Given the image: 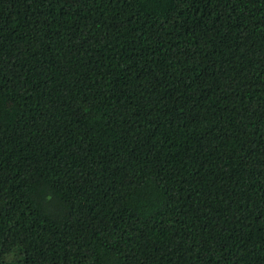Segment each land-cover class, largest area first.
Instances as JSON below:
<instances>
[{
    "label": "trees",
    "instance_id": "trees-1",
    "mask_svg": "<svg viewBox=\"0 0 264 264\" xmlns=\"http://www.w3.org/2000/svg\"><path fill=\"white\" fill-rule=\"evenodd\" d=\"M264 264V0H0V264Z\"/></svg>",
    "mask_w": 264,
    "mask_h": 264
},
{
    "label": "rangeland",
    "instance_id": "rangeland-1",
    "mask_svg": "<svg viewBox=\"0 0 264 264\" xmlns=\"http://www.w3.org/2000/svg\"><path fill=\"white\" fill-rule=\"evenodd\" d=\"M5 260L8 264H22L20 258L18 257L17 250L9 252Z\"/></svg>",
    "mask_w": 264,
    "mask_h": 264
}]
</instances>
